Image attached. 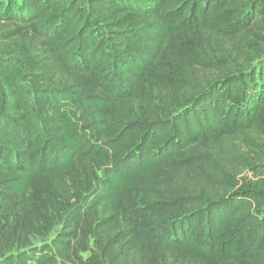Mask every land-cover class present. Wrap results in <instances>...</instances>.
Here are the masks:
<instances>
[{
  "label": "trees",
  "instance_id": "obj_1",
  "mask_svg": "<svg viewBox=\"0 0 264 264\" xmlns=\"http://www.w3.org/2000/svg\"><path fill=\"white\" fill-rule=\"evenodd\" d=\"M263 60L264 0H0V264H264Z\"/></svg>",
  "mask_w": 264,
  "mask_h": 264
},
{
  "label": "rangeland",
  "instance_id": "obj_2",
  "mask_svg": "<svg viewBox=\"0 0 264 264\" xmlns=\"http://www.w3.org/2000/svg\"><path fill=\"white\" fill-rule=\"evenodd\" d=\"M261 64L262 67H264V60L259 62L258 65ZM59 231L58 226H52L51 228L48 229L47 232L44 233L43 237H31V241L35 246H39L43 243L49 242L55 234ZM89 254H84L83 258L87 259Z\"/></svg>",
  "mask_w": 264,
  "mask_h": 264
}]
</instances>
